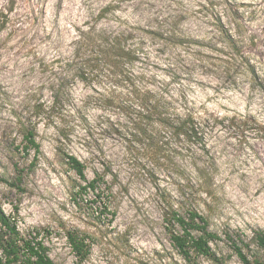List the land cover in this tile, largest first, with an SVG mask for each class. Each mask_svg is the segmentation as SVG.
I'll return each instance as SVG.
<instances>
[{
  "label": "rangeland",
  "instance_id": "rangeland-1",
  "mask_svg": "<svg viewBox=\"0 0 264 264\" xmlns=\"http://www.w3.org/2000/svg\"><path fill=\"white\" fill-rule=\"evenodd\" d=\"M229 1L244 4L237 20L225 14L223 0L202 13L207 0H0V206L17 217L22 231L46 235L56 264H75L64 230L71 227L94 237L83 264H245L229 236L252 264L264 263L255 239L264 232V0ZM110 4L111 11L98 17ZM216 12L237 31L259 79L243 67L233 75L217 67L223 53L212 49L221 47L211 40ZM173 23L206 46L176 45L132 29ZM121 31L132 33L135 60L112 79L101 66L83 71L86 79L71 77L64 85L68 100L54 106L51 82L67 63L73 68L80 60L79 44L91 32ZM135 86L159 91L172 111L193 110L204 144L154 129L163 146L154 153L149 140L132 134L137 106L129 91ZM36 103L47 110L35 120L42 153L30 169L34 151L16 148L22 141L17 121ZM64 151L85 163L89 179L96 170L106 173L117 213L112 224L97 222L72 200L78 177ZM16 165L24 169L20 188L11 184ZM206 182L207 190L199 186ZM185 199L199 203L219 233L211 243L219 261L196 254L187 260L173 245L164 211Z\"/></svg>",
  "mask_w": 264,
  "mask_h": 264
},
{
  "label": "trees",
  "instance_id": "trees-1",
  "mask_svg": "<svg viewBox=\"0 0 264 264\" xmlns=\"http://www.w3.org/2000/svg\"><path fill=\"white\" fill-rule=\"evenodd\" d=\"M207 1H209L208 4L204 5L203 9H199L200 13L209 10L212 6L213 0ZM223 1L227 5L226 11L224 10L225 14L228 11L234 20L240 18L239 16L243 14L241 8L244 4L236 1ZM112 8L113 5L111 4L106 6L100 11L98 17L106 16ZM211 15L216 29V33L212 35L211 40L220 42L221 47H210L223 53L216 57L221 61L217 65L219 70L226 75H233L237 69L243 67L245 74L251 76L254 80L259 79L260 73L256 63L239 45L240 40L236 35L237 31H234L225 22L222 13L216 12L211 13ZM132 29L142 30L176 45L186 47L206 46L204 41L193 39L179 31L177 23L170 24L168 28L160 30L138 27H132ZM131 34L127 31L117 33L91 32L83 40V44H79L75 50V57L80 60L76 64H72L73 68L70 67V63L66 64L67 68L61 67L62 72L58 73V76L55 77L56 80L51 82L54 106L68 100L64 85L71 77L79 76L86 79V76L82 75L83 71L92 72V69L101 66L105 71V77L112 79L115 78L116 71L119 68L123 70L127 64L135 60L138 49L128 44ZM54 62L48 63L46 68L52 66ZM129 92L132 95V97L129 96V99L137 106V109H134L136 118L132 121V128L134 129L132 134L140 136L141 140H149V146L154 153L163 150V146L158 143L155 134L162 135L165 130L170 131L172 137L180 138L181 135H184L188 140L193 139L204 144L201 121L194 115L193 110L188 109L184 113L177 110L172 111L168 103L163 101L162 94L150 88L143 89V87L135 86ZM52 108H49V110ZM46 110L43 103H36L32 106V110L28 111L29 115L18 116L17 124L22 134V141L16 148H22L24 154H30L32 150L34 151L30 169L36 166L42 153L41 144L37 140V126L40 121L35 120L41 118ZM154 129L156 130L155 134H153ZM160 131H163L162 134ZM63 158L68 167L78 177V179H75L71 191L74 203L80 209H85L88 216L93 217L97 222L112 224L117 213L112 207V185L108 183L106 173L96 170L94 177L89 179L86 173L87 167L80 158L69 151L63 152ZM15 171L17 174L16 179L11 184L20 188L24 169L16 165ZM199 186L207 190L209 185L206 182L199 184ZM163 219L173 245L185 259L190 260L193 254H196L217 261L220 260L213 251L211 243L221 239V237L218 232L210 229L209 217L202 211L199 203L185 199L177 205L170 204L164 211ZM64 230L66 240L75 256V264H83L92 253L93 235L79 227L65 228ZM195 232H199V234L196 235ZM45 236V234L41 235L39 229L22 231L18 226L17 217L7 214L0 206V264H56L50 256V249L45 241ZM229 239L239 258L245 264H252L238 241L232 239L231 236H229ZM255 239L261 249L264 250V232H256ZM255 263L264 264L258 259L255 260Z\"/></svg>",
  "mask_w": 264,
  "mask_h": 264
}]
</instances>
